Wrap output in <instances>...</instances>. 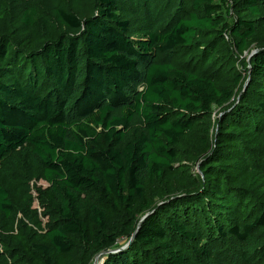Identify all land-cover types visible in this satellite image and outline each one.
Wrapping results in <instances>:
<instances>
[{
	"label": "trees",
	"instance_id": "obj_1",
	"mask_svg": "<svg viewBox=\"0 0 264 264\" xmlns=\"http://www.w3.org/2000/svg\"><path fill=\"white\" fill-rule=\"evenodd\" d=\"M105 251L264 264V0H0V264Z\"/></svg>",
	"mask_w": 264,
	"mask_h": 264
},
{
	"label": "water",
	"instance_id": "obj_2",
	"mask_svg": "<svg viewBox=\"0 0 264 264\" xmlns=\"http://www.w3.org/2000/svg\"><path fill=\"white\" fill-rule=\"evenodd\" d=\"M147 216H148V214L145 215V216L142 218V220L140 221L139 226L141 225V223L145 220V218H146ZM134 237H135V234L133 235V237L131 238V240L128 242V244L125 245L124 247L129 246V245L132 243ZM109 252H110V251H105V252L100 253V254L95 258V261H94L93 264H99V260H100L101 258H102V262H101V264H103L104 259H105V256H106V254H108Z\"/></svg>",
	"mask_w": 264,
	"mask_h": 264
},
{
	"label": "rangeland",
	"instance_id": "obj_3",
	"mask_svg": "<svg viewBox=\"0 0 264 264\" xmlns=\"http://www.w3.org/2000/svg\"><path fill=\"white\" fill-rule=\"evenodd\" d=\"M40 184H42L43 186H47V183L45 182H41ZM101 262H102V258L99 260V264H101Z\"/></svg>",
	"mask_w": 264,
	"mask_h": 264
}]
</instances>
